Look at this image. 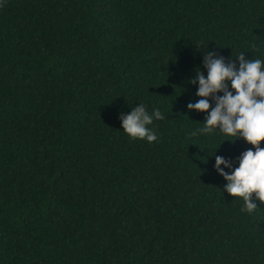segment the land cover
Listing matches in <instances>:
<instances>
[{
  "label": "trees",
  "instance_id": "16d2710c",
  "mask_svg": "<svg viewBox=\"0 0 264 264\" xmlns=\"http://www.w3.org/2000/svg\"><path fill=\"white\" fill-rule=\"evenodd\" d=\"M204 47L264 59V0H0V264H264V202L213 167L253 146L190 135Z\"/></svg>",
  "mask_w": 264,
  "mask_h": 264
},
{
  "label": "clouds",
  "instance_id": "9594fccd",
  "mask_svg": "<svg viewBox=\"0 0 264 264\" xmlns=\"http://www.w3.org/2000/svg\"><path fill=\"white\" fill-rule=\"evenodd\" d=\"M204 49L201 63L206 72L197 66L195 75L189 77V83L197 85L195 96L200 98L195 102L189 100L186 107L205 115L202 126L194 128L190 135L218 130L226 137H242L253 146L235 158L238 160L235 166L232 159L222 155H215L213 165L226 181L223 190L241 197V211L251 213L258 207L257 198L264 202V146H261L264 141V59L248 58L241 51L233 55L235 59L226 60L208 47ZM163 118L164 113L159 108L149 111L142 102L119 115L121 129L130 138H143L148 142L157 139L149 125L154 119Z\"/></svg>",
  "mask_w": 264,
  "mask_h": 264
}]
</instances>
